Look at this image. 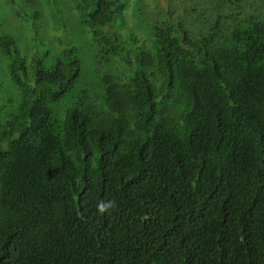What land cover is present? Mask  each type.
Segmentation results:
<instances>
[{"label": "trees", "instance_id": "trees-1", "mask_svg": "<svg viewBox=\"0 0 264 264\" xmlns=\"http://www.w3.org/2000/svg\"><path fill=\"white\" fill-rule=\"evenodd\" d=\"M62 3L0 0V264H264V0Z\"/></svg>", "mask_w": 264, "mask_h": 264}, {"label": "rangeland", "instance_id": "rangeland-1", "mask_svg": "<svg viewBox=\"0 0 264 264\" xmlns=\"http://www.w3.org/2000/svg\"><path fill=\"white\" fill-rule=\"evenodd\" d=\"M63 0H61V4L62 6L59 8L58 10V14H62V13H66L67 11V5H64L62 3ZM65 1V0H64ZM49 2V1H48ZM58 3V2H57ZM49 4V3H47ZM61 31V30H60ZM66 32L68 33V36H73V39L75 38L73 35V30L71 27H68V29L66 30ZM20 33V31H14V37H16L18 39V42L20 44L25 45L28 49H30V51H34L35 48L32 46V43H30L29 41H26L23 37H20L18 34ZM21 46V47H22ZM56 48L53 51H57L60 50L61 48H63V41L61 43H57L56 44ZM46 48H50V46L46 45ZM78 55L81 61V66L83 67V71L84 70H88L90 69V64H91V60L89 59L88 56V49L85 48V44H81L80 48H78ZM90 74L86 73L84 74L82 77L87 78ZM0 105L2 108V112H6L8 111L10 108L15 106V103L12 101L13 100V94L16 93L14 87L12 86V84L5 78V77H0ZM72 92L59 104V108H65L71 105L72 103V97L71 96Z\"/></svg>", "mask_w": 264, "mask_h": 264}, {"label": "clouds", "instance_id": "clouds-1", "mask_svg": "<svg viewBox=\"0 0 264 264\" xmlns=\"http://www.w3.org/2000/svg\"><path fill=\"white\" fill-rule=\"evenodd\" d=\"M115 205V202L112 200H107V201H98L97 202V212L99 214H103L106 211L112 209Z\"/></svg>", "mask_w": 264, "mask_h": 264}]
</instances>
